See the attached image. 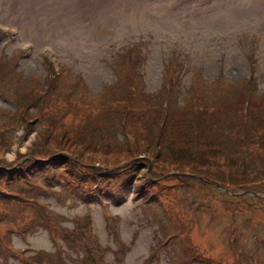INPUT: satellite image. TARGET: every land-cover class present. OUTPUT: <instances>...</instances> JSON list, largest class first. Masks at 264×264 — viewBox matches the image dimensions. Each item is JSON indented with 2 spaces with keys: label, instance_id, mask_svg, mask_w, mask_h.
<instances>
[{
  "label": "rangeland",
  "instance_id": "obj_1",
  "mask_svg": "<svg viewBox=\"0 0 264 264\" xmlns=\"http://www.w3.org/2000/svg\"><path fill=\"white\" fill-rule=\"evenodd\" d=\"M0 27V66L38 85L58 76L65 111L9 119L1 111L16 105L0 91V212H20L19 224L0 217V264H264V208L242 211L247 199L198 179L191 160L82 127H105L109 90L162 97L165 78L174 104L152 119L177 125L166 143L185 146L187 127L208 133L194 124L207 118L182 108L192 99L220 102L210 116L231 114L237 139L236 112H264V0H0ZM130 44L141 72L127 79L114 66ZM248 81L257 93L243 104ZM63 125L82 133L72 139ZM57 153L67 160L50 163Z\"/></svg>",
  "mask_w": 264,
  "mask_h": 264
},
{
  "label": "trees",
  "instance_id": "obj_2",
  "mask_svg": "<svg viewBox=\"0 0 264 264\" xmlns=\"http://www.w3.org/2000/svg\"><path fill=\"white\" fill-rule=\"evenodd\" d=\"M137 50L139 49L135 45L126 47L125 51L119 53L121 58L117 61L118 65L115 64L114 66L115 71H118L117 69L124 71L127 79H130L131 74L136 73V71L140 72L139 69H136L139 61L137 53L134 52ZM13 68V65L10 68L0 66V84H4L0 87V91H7L9 99L16 105L15 109L4 108L1 111L8 115L9 119L18 117L19 119H29L27 123L32 124L29 116L32 112H38L36 116L34 115L35 119L46 118L49 120L53 114L60 115L65 112L63 110L64 105L59 103L61 94L55 81L58 76L54 75L53 77L50 73L46 81L38 85L36 81L25 78L24 75L14 74V79H12L10 70ZM165 70L172 74L175 69L169 65ZM14 73L17 72L14 71ZM207 84H210L213 90L216 89L218 92V87L215 84ZM175 85L173 81L164 78L161 88L163 90L162 97L161 93L155 95L154 92H145L141 89L139 99L131 95V91L134 93L136 91L139 92V90L133 89L132 85L126 86V91L128 90L126 93H123L122 90L118 92L115 89L109 90L106 93L109 98L108 104L105 102L102 104V107H105L106 114L101 123H104L105 127L97 124V126H92L88 129L83 124V136L87 134L100 138L101 133L105 132L119 140H121L119 136L122 135V137L142 140V143L146 141L145 147L150 151H155L160 155L166 152L170 154L171 158L191 160L193 162L192 172L200 173L196 177L206 184L215 182L216 186L222 185L225 189H228L222 190V194L226 198L247 199L244 202L247 206H241L242 211H256L258 208H264V112L258 114L245 112L242 106L236 112L239 120L236 121L238 123L236 127L239 130L241 129V131H239L238 138L233 139L232 136H235V133H232V115L223 114L216 118L210 116L221 109L220 102L203 103L201 100L195 101L192 99L189 104L184 105L182 108H184V111L193 112L198 117L207 118V122L203 120L201 123L194 122V124L196 128H205L208 133L201 135L194 126L187 127L183 132H187L188 138L182 140V142L187 144L185 146H174L172 137H168L170 143L165 142L164 132L167 129L176 128L177 125L168 122L166 120L167 117L162 122H160V119L153 120L152 117L160 115L159 111L161 108L168 109L173 106L174 103L170 101V95L172 90L175 89ZM241 88L243 89V104L257 93V88L252 86L249 81ZM117 95L121 99L117 98ZM218 98L222 101L225 100L220 96ZM145 110L157 112L149 116L137 114V112ZM41 126L50 131L54 130L43 122ZM53 126L55 128V124ZM116 127L120 128V130L116 131ZM59 132L68 133L69 137L75 140L78 138L77 134L80 135L82 133L72 128L68 129L66 125H63ZM176 134L177 132H174V135L172 133L173 136ZM139 144L141 143L136 141L133 145ZM34 151L30 152L33 153V160L38 161L39 165H41L40 167H42V160L46 159L35 156ZM65 156L57 153L49 161L56 164L62 161ZM64 159L67 160V156ZM221 159L224 162H221ZM206 171L213 173L211 178L202 175ZM191 175L193 174L191 173ZM233 185L238 187L237 191L231 188ZM34 200L37 203H42L36 196H34ZM262 202L263 204H259ZM235 204L238 209V203ZM22 207L20 206V208ZM1 211L3 213L0 212V217L4 221L17 222L16 218L20 213L18 210L2 209ZM22 224L24 222L20 226ZM2 252L3 248L0 247V253ZM43 255L44 253L41 251L35 255L38 263H40L39 258H42Z\"/></svg>",
  "mask_w": 264,
  "mask_h": 264
},
{
  "label": "bare ground",
  "instance_id": "obj_3",
  "mask_svg": "<svg viewBox=\"0 0 264 264\" xmlns=\"http://www.w3.org/2000/svg\"><path fill=\"white\" fill-rule=\"evenodd\" d=\"M29 63H30V61H29Z\"/></svg>",
  "mask_w": 264,
  "mask_h": 264
}]
</instances>
